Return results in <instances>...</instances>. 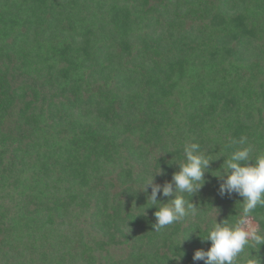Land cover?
Masks as SVG:
<instances>
[{
    "label": "trees",
    "instance_id": "16d2710c",
    "mask_svg": "<svg viewBox=\"0 0 264 264\" xmlns=\"http://www.w3.org/2000/svg\"><path fill=\"white\" fill-rule=\"evenodd\" d=\"M241 136L264 153V0H0V264H204L243 201L214 176ZM193 142L218 158L204 219L155 231L140 190Z\"/></svg>",
    "mask_w": 264,
    "mask_h": 264
},
{
    "label": "clouds",
    "instance_id": "9594fccd",
    "mask_svg": "<svg viewBox=\"0 0 264 264\" xmlns=\"http://www.w3.org/2000/svg\"><path fill=\"white\" fill-rule=\"evenodd\" d=\"M239 144L243 147L233 151L227 159L224 158L221 166L223 172L214 175L223 180L219 185L220 195L230 196L235 193L243 198L238 214L233 216L232 222L228 219L217 222L216 215L211 227L206 229V234L200 235L203 240L211 241V247L207 251L196 250L193 261L202 260L204 264H238L241 254L247 251L244 264H261L259 257L252 256L250 252L259 251L261 245H264V229L259 226L264 222V216H259L253 222L255 210L264 207V153L253 159L254 145L249 144L245 136H241ZM216 159H211L199 143H188L184 145V161L177 164L179 170L173 173L170 181L163 185L155 183L154 176L160 174L159 170L144 183L140 191L147 192L151 188L146 208L155 206L157 209L154 213L155 231L188 219H204L202 208L192 202V197L204 185L205 173ZM158 195L174 196V199L163 203L158 200Z\"/></svg>",
    "mask_w": 264,
    "mask_h": 264
},
{
    "label": "rangeland",
    "instance_id": "374dc122",
    "mask_svg": "<svg viewBox=\"0 0 264 264\" xmlns=\"http://www.w3.org/2000/svg\"><path fill=\"white\" fill-rule=\"evenodd\" d=\"M191 14H190V16H191V18H193V19H195V20H197L198 21V23L199 24H201V25H203L204 24V27L202 28V30H203V35H206V36H208V37H210V35H212V39H214L215 37H216V32H218L219 31V29H218V27H214V28H212V27H210V18L209 17H206V16H204L203 17V21H202V13H203V10H202V8H200V7H196V10L195 11H191L190 12ZM199 14H201V15H199ZM200 21V22H199ZM204 22V23H203ZM208 28L210 29V30H208ZM199 35H200V33H199ZM203 39H204V41L207 43V44H209V45H213L214 43H216V41H207L203 36H201ZM210 40H211V37H210ZM227 197V200L228 201H230L231 202V199H232V194L229 196V195H226ZM228 201H225V202H228ZM233 206V205H232ZM253 222H255V219H254V217H253Z\"/></svg>",
    "mask_w": 264,
    "mask_h": 264
}]
</instances>
